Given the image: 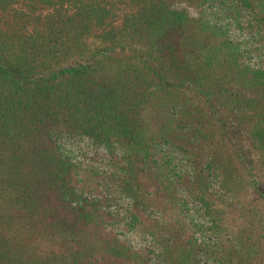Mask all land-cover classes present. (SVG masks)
I'll use <instances>...</instances> for the list:
<instances>
[{
	"label": "trees",
	"instance_id": "trees-1",
	"mask_svg": "<svg viewBox=\"0 0 264 264\" xmlns=\"http://www.w3.org/2000/svg\"><path fill=\"white\" fill-rule=\"evenodd\" d=\"M228 127L264 177V0H0V264H259L264 209L237 201L264 191Z\"/></svg>",
	"mask_w": 264,
	"mask_h": 264
},
{
	"label": "rangeland",
	"instance_id": "rangeland-1",
	"mask_svg": "<svg viewBox=\"0 0 264 264\" xmlns=\"http://www.w3.org/2000/svg\"><path fill=\"white\" fill-rule=\"evenodd\" d=\"M187 11L191 16H196L198 14V10L187 8ZM123 11H118V15ZM214 12V14H211ZM209 14L210 21L213 24L223 25L225 29H227L228 33L232 38L239 40L241 38L249 37L244 35L240 27L245 24L247 17L238 12H234L232 16L224 18L222 11L216 9L215 7L208 8L205 14ZM217 18V20H216ZM219 18V19H218ZM248 46V44H244ZM227 146L230 151H233L235 146L241 148L242 152H244L250 163L253 165L255 173L261 182V187L264 191V177L261 174V171L258 168L257 164V154L255 151L248 148L246 141L244 139V132L241 128L238 127H228L227 131ZM71 150V154L76 161H78L82 165H88L92 167H98L102 170L107 169L106 160L107 156L103 151L102 147H97L91 144L86 138H82L81 140L74 141L72 144L69 145ZM237 206L239 208H260L264 209V203L262 202L261 198L256 193H248L239 197L237 201ZM234 219H238V212L236 211L233 214ZM120 235L125 238L129 244L134 248L144 247L148 244V239L146 236L141 234H135L132 232H119ZM37 252L40 254L49 253L50 251H60L56 246L51 245L49 242L38 239L36 240ZM259 264H264V250L258 259Z\"/></svg>",
	"mask_w": 264,
	"mask_h": 264
}]
</instances>
